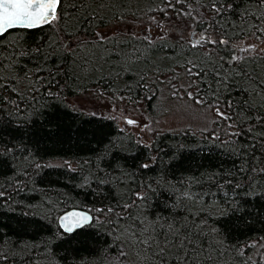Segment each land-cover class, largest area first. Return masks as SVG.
Masks as SVG:
<instances>
[{"label": "trees", "instance_id": "trees-1", "mask_svg": "<svg viewBox=\"0 0 264 264\" xmlns=\"http://www.w3.org/2000/svg\"><path fill=\"white\" fill-rule=\"evenodd\" d=\"M214 2L84 0L79 11L65 3L58 9L61 19L53 25L15 29L0 36V63L6 65L0 72L6 79L0 78V85H7L0 87V190L8 198L7 202L0 199V254L8 256L0 264H144L145 253L127 231L134 227L131 221L120 220L116 227L92 211L104 222L65 233L58 228L57 216L71 207L89 211L131 204L137 192L146 199L136 201L134 216L167 217L170 211L183 215L188 202L180 203L181 189L221 166L224 152L232 147L221 142L235 140L227 133L238 129H229L228 122L205 105L210 123L204 131H163L145 143L125 132L113 118L75 109L67 99L98 89L144 101L154 111L151 102H158L163 86L178 90L173 89V82L180 75L189 83L187 91H196L190 87L193 78L187 74V61L203 69L215 66L216 70L250 75L251 79L237 76L233 83L248 89L249 95L253 91L264 94V87L256 83H264V52H241L244 45H239L257 36L264 39L256 31L264 28V21L257 23L254 18L264 14V7L256 0H225L233 8L217 15ZM90 13L97 18L89 32L106 29L101 33H111L113 39L68 51L66 38L74 39L82 31V17ZM189 28L214 31L213 39L223 37L228 44L192 48L186 36ZM113 29L117 30L113 33ZM35 48L39 54L33 53ZM111 52L120 53V58L109 56ZM21 53L27 55L21 57ZM233 54L243 60L228 63ZM85 56L94 61L88 69L80 67ZM37 69H41L39 76ZM50 80L60 81L59 88H51L53 95L42 86ZM200 87L204 89L200 96L207 99L206 85ZM252 98L259 101V95ZM54 159L67 163H50ZM142 164L151 167L143 169ZM254 183L261 186L246 203L241 202L244 211H232L236 202L226 198L223 189L206 197L203 206L189 205L193 212L203 207L207 213L208 229L218 232L210 240H223L227 264H264V177L257 176ZM192 190L201 191L198 186ZM121 251L126 255L121 256ZM115 257L122 262L116 263Z\"/></svg>", "mask_w": 264, "mask_h": 264}, {"label": "snow or ice", "instance_id": "snow-or-ice-1", "mask_svg": "<svg viewBox=\"0 0 264 264\" xmlns=\"http://www.w3.org/2000/svg\"><path fill=\"white\" fill-rule=\"evenodd\" d=\"M179 2V0H178ZM257 4L264 7V0H256ZM68 3L73 10L79 11L84 7V0H78L77 3H72L71 0H0V36H3L15 29L33 30L42 28L45 25L51 26L61 19L58 14V9L62 5ZM233 4L226 3L225 0H215L212 4V9L217 15H223L225 9L231 10ZM254 15V14H253ZM67 16V14H66ZM97 14L90 13L82 17V31L75 36L74 39L67 40V50L77 51L80 48H86L88 45L96 43H105L109 39H113L111 33L89 32L91 22L96 20ZM257 23L264 21V14L259 17H254ZM117 29H113V33ZM256 31L264 34V28H256ZM257 39L260 37L257 36ZM144 39L151 43L148 36ZM163 39V37H160ZM202 44L215 46L216 44L227 45L228 40L220 37L219 39H210L205 33L199 34V39L195 43H191L192 48H197ZM255 45H248L247 48H240L241 52L255 50ZM33 53L39 54L40 49L35 48ZM210 52V49H209ZM264 52V49L261 50ZM21 57L27 53H21ZM120 53L111 52L109 56L120 58ZM243 60V57L233 54L228 63L235 64ZM47 63V60H45ZM94 64V61L88 56L84 57V62L80 64L81 68L88 69L89 65ZM190 64L191 67H187ZM6 65L0 63V72L5 69ZM21 71H25L23 66ZM195 69V71H194ZM91 70H95L92 68ZM41 69H37V76ZM187 74L193 78L192 85L196 91H186L189 99L195 103L205 106L207 105L210 111L220 118L222 121H227L229 129L236 128L238 130L227 133L229 137H235V140L222 141V144H229L232 147L224 152L221 166L211 173L202 174L206 178L189 182L181 189L180 203L188 202L184 205V214L179 212H171L169 216H134L132 209L138 207L136 201L146 199L145 195L135 193V200L129 204L124 203L117 206H108L95 208L89 212L73 211L66 213L58 218V228L65 233H72L76 229H82L86 226L93 225L94 222L103 223L100 215L93 216L92 211L99 213L111 223L116 224L120 220L131 221L134 227H130L127 231L135 237V244L140 246V249L145 253L143 260L144 264H227L224 261L226 251L222 248L223 240L213 241L210 237L218 234L217 229H208L207 213L200 210L193 212L191 207L199 203L201 206L207 203L206 197L216 196L220 191L224 190V196L230 201L236 203L232 207V211H244L241 207V202L246 203L250 195L255 194V189L261 185L254 183L257 176L264 177V167L258 165L264 164V94L253 91L249 95L248 89L237 87L233 81L239 76L241 79H251L250 75H242L237 72H224L223 69L216 70L215 66L212 69L200 68L197 63L192 61L186 62ZM49 75H52L50 72ZM211 77V80L208 78ZM6 79V77H0ZM25 78L27 72H25ZM40 79H43L40 77ZM258 87H264V83L257 81ZM206 85L207 92L204 97L200 96V92L204 91L200 86ZM48 92L51 93V88H59L60 81L50 80L47 84L42 85ZM7 87V85H0ZM14 91V89H13ZM39 91V89H34ZM175 95V92H173ZM259 95V101L253 99ZM237 96L243 98L237 100ZM123 99V97H120ZM151 99V97H148ZM221 105H224V110H221ZM231 110V111H229ZM129 125L137 123L131 119H127ZM247 125V127H245ZM147 127V125H145ZM214 140L219 139L213 135ZM11 152L12 149H7ZM225 163H229V167H224ZM41 167V165H37ZM143 169L151 167L149 164H142ZM99 171V170H98ZM237 177L241 179L237 180ZM103 181H101L102 183ZM206 185V187H205ZM198 186L201 191H193L192 187ZM215 189V191H213ZM19 190V186H18ZM231 193V196H229ZM264 195V193H261ZM0 199L6 202L4 191L0 190ZM119 207L122 211H117ZM115 217V221L113 220ZM206 229H208L206 231ZM253 245H247L252 247ZM264 247V245H262ZM32 251H36V246H32ZM121 256L126 255L121 251ZM29 260H34L35 257H26ZM0 260L7 261L6 254H0Z\"/></svg>", "mask_w": 264, "mask_h": 264}, {"label": "rangeland", "instance_id": "rangeland-1", "mask_svg": "<svg viewBox=\"0 0 264 264\" xmlns=\"http://www.w3.org/2000/svg\"><path fill=\"white\" fill-rule=\"evenodd\" d=\"M112 31V29H110ZM110 30H108L110 32ZM105 32L106 29L100 30ZM154 32H159L155 29ZM208 38L213 39L214 31L203 30ZM193 28L186 31V36L195 43L199 39V34ZM255 45V50L250 53H259L264 49V39L252 38L239 45ZM208 46V44H202ZM174 78V75H172ZM189 83L184 80L183 76H179V81L173 82V89L163 86L158 102H151L152 110L148 109L144 101H134L122 93L111 94L94 89L87 94L72 96L67 99L70 106L75 109L88 113H96L113 118L118 126L125 132L133 134L140 142L150 143L152 138L163 131H180L191 130L202 132L208 128L210 123L209 113L203 107L189 99L186 94ZM175 92V95H173ZM123 97V99H120ZM158 97V96H157ZM127 119L136 121L137 123L129 125ZM147 125V127H145ZM50 163L64 164L67 161L62 159H54ZM115 257L114 259H116ZM113 259V260H114ZM114 260L121 263L122 259Z\"/></svg>", "mask_w": 264, "mask_h": 264}, {"label": "water", "instance_id": "water-1", "mask_svg": "<svg viewBox=\"0 0 264 264\" xmlns=\"http://www.w3.org/2000/svg\"><path fill=\"white\" fill-rule=\"evenodd\" d=\"M73 211H78V212H89L88 210H85V209H83V208L71 207V208H68V209H66L65 211L61 212V213L57 216V221H58V218H59L60 216H63V215H65L66 213L73 212Z\"/></svg>", "mask_w": 264, "mask_h": 264}]
</instances>
